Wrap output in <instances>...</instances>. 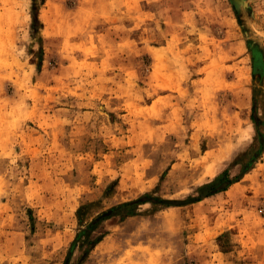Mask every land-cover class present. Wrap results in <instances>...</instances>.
Here are the masks:
<instances>
[{"label": "rangeland", "instance_id": "374dc122", "mask_svg": "<svg viewBox=\"0 0 264 264\" xmlns=\"http://www.w3.org/2000/svg\"><path fill=\"white\" fill-rule=\"evenodd\" d=\"M253 116L264 0H0V264H264Z\"/></svg>", "mask_w": 264, "mask_h": 264}, {"label": "trees", "instance_id": "16d2710c", "mask_svg": "<svg viewBox=\"0 0 264 264\" xmlns=\"http://www.w3.org/2000/svg\"><path fill=\"white\" fill-rule=\"evenodd\" d=\"M253 120L255 121V126H256V131H257V147L253 149L250 159L243 165L241 174L245 175L252 167L254 162L260 157V155L264 151V131L262 132L261 128L264 126V121L260 122L256 116H253ZM242 176H236L234 178L230 177V173L228 170L224 171L221 173L219 176H217L213 181L204 184L200 186L197 190L198 195L195 197H189L186 200H165V199H160L158 200V203H156V199L152 197H141L137 200L129 201V202H124L121 203L115 207L110 208L108 211L103 213L101 216L97 217L94 219L88 226L87 228L79 234L77 239L73 242V247L77 244L79 238L82 235H87L89 234L92 229L99 223V222H106L116 216L123 217V214L120 212L124 209L131 208L132 210H129L126 215L127 216H133L136 215L139 206L150 203L152 205L156 204H162L165 208L169 207H175V206H184L196 202H200L204 200L205 198L215 195L220 192L226 191L230 186H232L234 183H237L240 181ZM106 234L101 235L94 243L95 247L105 238Z\"/></svg>", "mask_w": 264, "mask_h": 264}, {"label": "crops", "instance_id": "0c3cea01", "mask_svg": "<svg viewBox=\"0 0 264 264\" xmlns=\"http://www.w3.org/2000/svg\"><path fill=\"white\" fill-rule=\"evenodd\" d=\"M203 201V200H202ZM201 202V201H200ZM196 203H199V202H196ZM196 203H192V204H188V205H184L185 207L187 206H191V205H194ZM109 221H107L105 224H107ZM108 235V234H107ZM107 238V236H105V238L97 245V248H102V246L105 244V239ZM137 246H132V249L133 248H136ZM134 251H132V255H127V252H129L130 250H128L127 252L124 253V255L119 259L117 260L115 263L113 264H119L120 262L122 264H151L152 263V259H151V256H147L146 257V260L143 261L142 258H140L138 255H139V252L136 251V249H133ZM127 255V256H126Z\"/></svg>", "mask_w": 264, "mask_h": 264}, {"label": "water", "instance_id": "95a60500", "mask_svg": "<svg viewBox=\"0 0 264 264\" xmlns=\"http://www.w3.org/2000/svg\"><path fill=\"white\" fill-rule=\"evenodd\" d=\"M234 5H236V8H239L242 4V0H231Z\"/></svg>", "mask_w": 264, "mask_h": 264}]
</instances>
